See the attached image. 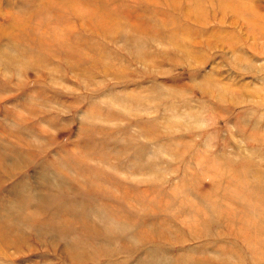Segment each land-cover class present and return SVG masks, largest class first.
<instances>
[{"label": "rangeland", "instance_id": "374dc122", "mask_svg": "<svg viewBox=\"0 0 264 264\" xmlns=\"http://www.w3.org/2000/svg\"><path fill=\"white\" fill-rule=\"evenodd\" d=\"M0 264H264V0H0Z\"/></svg>", "mask_w": 264, "mask_h": 264}, {"label": "bare ground", "instance_id": "6f19581e", "mask_svg": "<svg viewBox=\"0 0 264 264\" xmlns=\"http://www.w3.org/2000/svg\"><path fill=\"white\" fill-rule=\"evenodd\" d=\"M232 5V4H231ZM236 11V10H235ZM98 186H99V184H97ZM28 214H30V213H27V211L23 214V219L25 220V221H28V222H32V220H34V218L33 217H37V216H34L33 215V217H31V216H29ZM53 220V219H52ZM49 221H51L50 219H49ZM48 222V221H47ZM84 223H85V221H84ZM85 224H87V223H85ZM85 226H87V225H85ZM4 233V232H3ZM2 236H4V238L6 237V235H4V234H2Z\"/></svg>", "mask_w": 264, "mask_h": 264}]
</instances>
